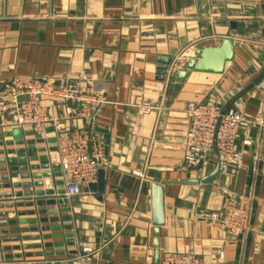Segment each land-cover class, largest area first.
<instances>
[{
	"label": "crops",
	"instance_id": "0c3cea01",
	"mask_svg": "<svg viewBox=\"0 0 264 264\" xmlns=\"http://www.w3.org/2000/svg\"><path fill=\"white\" fill-rule=\"evenodd\" d=\"M226 39L233 41L234 58L223 73L190 70L177 87L179 72L197 51ZM15 74L89 86L105 103L86 123L75 114L78 105L46 98L60 130L25 135L31 129H22V145H7L13 138L5 133L12 129L0 126V184L8 182L1 180L5 175L17 183L27 181L23 174L49 172L44 190L65 188L50 140L75 128L96 133L108 161L82 195L0 198V213H5L0 221H6L0 225V264H156L157 252L160 258L192 252L204 264H264V0H0V87ZM214 96L254 121L236 138L244 160L208 182L178 183L202 179L217 166L216 150L195 164L183 159L187 105ZM142 106L153 109L140 116ZM44 155L45 161L30 160ZM44 163L48 169H31ZM154 184L164 190L165 221L159 227L153 223ZM18 190L35 191L1 188L0 193ZM53 198L67 202L53 205ZM229 198L245 203L249 213V228L237 238L207 218ZM15 219L17 224L8 223ZM31 219L36 222L19 223ZM86 247L95 250L88 262L73 259Z\"/></svg>",
	"mask_w": 264,
	"mask_h": 264
},
{
	"label": "built area",
	"instance_id": "2783aa9c",
	"mask_svg": "<svg viewBox=\"0 0 264 264\" xmlns=\"http://www.w3.org/2000/svg\"><path fill=\"white\" fill-rule=\"evenodd\" d=\"M46 98L59 99L78 105L75 114L91 123L105 103L102 93L89 86L57 85L38 78L15 74L0 87V126L31 129L43 134L49 128L60 130L61 122L50 115L44 105ZM225 101L220 96L203 102H190L186 112L190 119L183 144V159L195 164L217 150L221 174H229L240 167L245 153L236 146L238 134L253 124V120L240 108L222 112ZM153 108L142 106L139 115L144 116ZM249 144V141L245 142ZM57 161L64 176L65 193L68 197L83 194V187L98 181L99 171L107 165V155L99 136L84 128H75L67 134L56 135ZM144 177V172L134 171ZM207 218L219 223L231 236H242L249 228V213L245 203L229 198L221 210L212 211ZM95 250L83 249L75 260L85 263ZM223 258V255H220ZM70 259V260H73ZM159 264H204L197 254L167 253Z\"/></svg>",
	"mask_w": 264,
	"mask_h": 264
},
{
	"label": "water",
	"instance_id": "95a60500",
	"mask_svg": "<svg viewBox=\"0 0 264 264\" xmlns=\"http://www.w3.org/2000/svg\"><path fill=\"white\" fill-rule=\"evenodd\" d=\"M234 58V44H233V41L230 40V39H226L223 41V43L218 46V47H205V48H202L200 49L199 51L196 52V57L194 58H191L189 59L188 61V64H187V69L185 70H181L178 74V77H177V87H180L181 84L184 82V80L186 79V77L189 75V72L190 70H193V71H197V72H209V73H223L225 71V67H226V63L229 62V61H232ZM163 60V59H162ZM164 61V60H163ZM165 70H166V67L165 66H161L160 67V75L161 76V79H164V74H165ZM230 106V103L227 104V106H225L222 110L223 113H225L228 108ZM50 130H53V128H50ZM33 134V131L30 130V131H26L25 132V135H32ZM5 136L6 137H12L13 138V141H15V143L13 141H9L7 142L6 144L9 145V146H12L14 144H17V145H22L24 144V133H23V130L21 128H14L12 129L10 132H6L5 133ZM51 142H56V137H53L51 138L50 140ZM34 140L31 139V140H27V143H33ZM1 145V144H0ZM55 150L57 149L56 146L53 147ZM40 150H45V148H42ZM15 150H9L8 152L9 153H13ZM19 153H23L24 150L23 149H19L17 150ZM36 150L35 149H30L29 152H35ZM217 152V150H216ZM26 158H24L22 161H25ZM31 161L33 162H37V161H45L47 160V156L44 155V156H41L40 158H38L37 156H32L30 158ZM10 162H16L17 159L15 158H11L9 160ZM2 162H5V160H2ZM56 166H60L59 163L56 164ZM49 168V164H33L31 165V169L32 170H39V169H48ZM4 170L6 168H3ZM29 167L28 166H22L20 168V170H28ZM219 170H220V163L218 161L217 163V166L215 168V170L205 176L204 178L202 179H183V180H180L178 183H181V184H190V185H195V184H199L200 182H208L212 179H214L218 173H219ZM101 175V173H100ZM51 174L49 172H45V173H42V172H34L32 174H23L21 176V178L23 180H27L25 182H17V183H12L11 182V179H10V176L9 175H5V176H2L1 177V180L2 181H8V182H2L0 184V189L1 188H5V189H11V188H14V189H19V188H32L34 187L35 191L34 190H27L25 192H20L19 190L16 191V192H6V193H0V198L4 197V198H10L13 194L15 197H22L23 195L24 196H27V197H30V196H33L34 194H36V196H42L44 194H47V195H54L55 192H57V194H64L65 193V189L64 188H60V189H57L55 190L54 188L53 189H46L44 190V180L45 178L47 177H50ZM63 181H60L58 182V184H62ZM162 184H165L162 183ZM152 198H153V223L154 225H156L157 227L161 226L164 224V221H165V216H164V190H163V187L162 185H159V184H154L153 187H152ZM52 201V204L55 205L57 203V201L60 203V204H65L67 202V199L66 198H59V199H56V198H53ZM43 202L42 200H37V205H42ZM28 206H33L34 203L32 202H29V204H27ZM18 206H23L21 203H18L17 204V207ZM7 207L8 208H13L14 207V204L13 202L12 203H9L7 204ZM1 208V206H0ZM58 212L57 209H55V213ZM62 212H68V209L64 208L62 210ZM40 214L42 212H39ZM19 215H25V212H19L18 213ZM30 215H34L35 212L34 211H30L29 212ZM0 216H5V213H0ZM64 220L66 222H68L70 220V217L69 216H65L64 217ZM28 221L30 223H34L36 222L35 219H31V220H20L19 223L20 224H26L28 223ZM9 224H17V220H10L8 222ZM6 224V221H0V225H4ZM65 229H71V225L70 224H66L65 225ZM22 232L26 233L28 232L29 230L27 228H23L21 230ZM31 231H34V232H37L38 231V228L34 227V228H31ZM13 232L17 233L18 232V229L15 228L13 229ZM5 233V231H4ZM68 236H72V234H68ZM39 237V236H36V238ZM57 237H61V234H58ZM24 240H27L28 239V236H26L25 238H23ZM72 245H73V242H71ZM26 247V246H25ZM19 248V247H18ZM73 253H76L75 251ZM159 261H160V253L157 252L156 253V264H159Z\"/></svg>",
	"mask_w": 264,
	"mask_h": 264
}]
</instances>
